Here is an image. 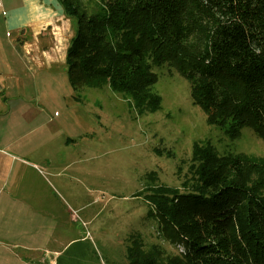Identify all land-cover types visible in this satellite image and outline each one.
Segmentation results:
<instances>
[{"label":"trees","instance_id":"trees-1","mask_svg":"<svg viewBox=\"0 0 264 264\" xmlns=\"http://www.w3.org/2000/svg\"><path fill=\"white\" fill-rule=\"evenodd\" d=\"M72 19L65 66L71 87L104 88L155 112V67L190 82L209 125L232 138L246 127L264 140V0H58ZM194 176L149 194L160 234L178 246L163 255L141 240L130 264H264V158L220 154L194 143Z\"/></svg>","mask_w":264,"mask_h":264},{"label":"rangeland","instance_id":"rangeland-1","mask_svg":"<svg viewBox=\"0 0 264 264\" xmlns=\"http://www.w3.org/2000/svg\"><path fill=\"white\" fill-rule=\"evenodd\" d=\"M5 1L19 8L41 0ZM81 1L89 12L94 9L91 0ZM6 15L0 14V54H13L14 14H9L10 29L4 23ZM59 22L63 29L59 42L69 43L73 21L67 16ZM6 68L16 71L10 64ZM154 69L159 76L154 91L162 97L155 112L140 113L131 98L109 86L75 91L65 63L40 69L24 61L23 72L7 80L11 87L0 89V130L12 132L9 119H21L25 138L37 132L40 139L46 129L49 135L43 144L53 137L59 142L69 137L73 158L83 161L63 177L69 192L59 189L74 216L73 221L64 216L74 232L63 236L57 227L51 231L59 250L55 264H130L128 249L136 240L145 248L160 245L164 256L177 254L178 246L159 232L149 197L152 188L185 190L184 183L194 176L195 142H208L220 154L264 158V140L253 129L246 127L240 137L232 138L226 128L209 125L204 111L192 101L190 82L168 65ZM24 119L37 121L29 126ZM3 256L0 253V264H9Z\"/></svg>","mask_w":264,"mask_h":264},{"label":"crops","instance_id":"crops-1","mask_svg":"<svg viewBox=\"0 0 264 264\" xmlns=\"http://www.w3.org/2000/svg\"><path fill=\"white\" fill-rule=\"evenodd\" d=\"M2 4L0 14H4L3 10L7 14L4 23L11 28L9 14L13 12V29L17 34L12 40L14 53L0 54V89L11 87L7 80L23 72L24 61L40 69L64 66L69 43L62 38L63 42H59V33H63L59 21L67 16L59 1L41 0L19 8L7 6L5 0ZM18 13H22L21 17ZM5 50L6 47L2 51ZM9 64L16 71L6 68ZM9 120L14 130H0V253L9 264H55L59 250L54 246L51 231L57 227L63 236L74 232L68 223L74 216L68 200L58 195L59 189L69 192L63 177L74 164L80 166L83 161L73 158L74 150L69 149L71 138L59 142L53 137L43 144L49 135L47 129L40 139L37 132L25 138L20 131L21 119ZM24 120L31 122L29 126L37 121Z\"/></svg>","mask_w":264,"mask_h":264},{"label":"built area","instance_id":"built-area-1","mask_svg":"<svg viewBox=\"0 0 264 264\" xmlns=\"http://www.w3.org/2000/svg\"><path fill=\"white\" fill-rule=\"evenodd\" d=\"M0 9H3L2 0H0ZM3 13L5 14V11L3 10Z\"/></svg>","mask_w":264,"mask_h":264},{"label":"bare ground","instance_id":"bare-ground-1","mask_svg":"<svg viewBox=\"0 0 264 264\" xmlns=\"http://www.w3.org/2000/svg\"><path fill=\"white\" fill-rule=\"evenodd\" d=\"M32 257H34V258H36L37 256H36V254H35V252H32Z\"/></svg>","mask_w":264,"mask_h":264}]
</instances>
